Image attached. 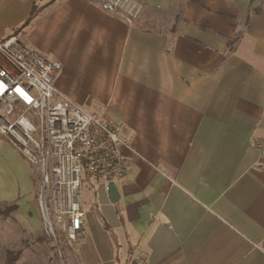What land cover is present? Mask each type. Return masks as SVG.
<instances>
[{
  "label": "crops",
  "instance_id": "0c3cea01",
  "mask_svg": "<svg viewBox=\"0 0 264 264\" xmlns=\"http://www.w3.org/2000/svg\"><path fill=\"white\" fill-rule=\"evenodd\" d=\"M103 1L0 0L60 64L57 90L128 142L118 201L96 180L66 264H125L129 247L140 264H264V9L138 0L130 25ZM18 156L0 194L27 176Z\"/></svg>",
  "mask_w": 264,
  "mask_h": 264
},
{
  "label": "built area",
  "instance_id": "2783aa9c",
  "mask_svg": "<svg viewBox=\"0 0 264 264\" xmlns=\"http://www.w3.org/2000/svg\"><path fill=\"white\" fill-rule=\"evenodd\" d=\"M100 8L133 25L138 0H105ZM58 62H50L16 37L0 41V137L39 176L38 204L45 229L57 228L70 243L82 239L84 175L105 184L121 180L128 146L121 128L63 97L55 88ZM264 157V139L253 140ZM133 257L131 264H140Z\"/></svg>",
  "mask_w": 264,
  "mask_h": 264
},
{
  "label": "rangeland",
  "instance_id": "374dc122",
  "mask_svg": "<svg viewBox=\"0 0 264 264\" xmlns=\"http://www.w3.org/2000/svg\"><path fill=\"white\" fill-rule=\"evenodd\" d=\"M236 2L241 6L248 3L251 10L253 7L264 9V0H236ZM18 20L16 16H7L0 11V33L4 36L1 40L16 37L31 46L46 60L56 61L54 57L42 53L34 46L30 26L14 28ZM60 71L59 69L55 74L54 86ZM18 155L9 143L0 137V180L9 187L12 186L14 177H18L14 165L24 163ZM26 164L27 176L22 179L20 188L12 194H0V264H66L68 259H72L71 251L75 243L67 241L57 228L54 229V235L45 229L38 204L39 176L33 166L27 162ZM95 183L96 179L84 175L82 197L87 201L84 206L86 216L92 211L89 207V199Z\"/></svg>",
  "mask_w": 264,
  "mask_h": 264
},
{
  "label": "water",
  "instance_id": "95a60500",
  "mask_svg": "<svg viewBox=\"0 0 264 264\" xmlns=\"http://www.w3.org/2000/svg\"><path fill=\"white\" fill-rule=\"evenodd\" d=\"M106 191L108 193L110 203H116L118 201V193L116 186L113 183H108L106 186Z\"/></svg>",
  "mask_w": 264,
  "mask_h": 264
},
{
  "label": "trees",
  "instance_id": "16d2710c",
  "mask_svg": "<svg viewBox=\"0 0 264 264\" xmlns=\"http://www.w3.org/2000/svg\"><path fill=\"white\" fill-rule=\"evenodd\" d=\"M133 249L132 247H129V254H128V257H127V260L125 261V264H131L132 263V260H133Z\"/></svg>",
  "mask_w": 264,
  "mask_h": 264
}]
</instances>
